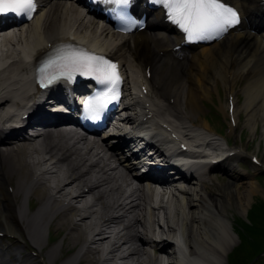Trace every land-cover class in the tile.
Returning <instances> with one entry per match:
<instances>
[{
    "label": "bare ground",
    "instance_id": "obj_1",
    "mask_svg": "<svg viewBox=\"0 0 264 264\" xmlns=\"http://www.w3.org/2000/svg\"><path fill=\"white\" fill-rule=\"evenodd\" d=\"M41 1L44 2L41 12L25 29L21 26L17 32L10 34V39L8 36L3 37V41L11 45L12 51L0 56L1 64L11 59L0 72V97L13 93L16 98L12 102L9 99L0 103V125L14 118L12 112H2L4 106L9 105L15 110L27 109L36 100L28 76L35 51L46 42L54 44L65 36L67 30L73 31V28L76 37L82 38H77L81 42L87 41L102 51L118 56L125 67H129V73L135 68L140 71L138 76L131 73L129 77L132 79L127 81L129 92L124 106L129 107V111L136 108L137 112L141 110V105L136 101L141 99L138 95L139 86L136 89L135 84L145 82L150 90L149 81L141 71L142 61L150 62L157 79L163 82V90L156 93L160 115L168 117L167 114L173 113L177 119L180 113H184L192 121L197 118V124L204 127L209 126L205 119L198 116L201 110L199 101L217 85L224 88L228 81L233 86L234 78L228 79L225 70L230 71L235 78L244 74L246 82L240 88L244 99L235 108L236 118L240 121L239 118L243 116V123L251 135L255 134L260 123L261 136L264 138V48L261 44L264 42V28L259 30L262 33L258 35L257 31L252 33L251 27H244L231 39L224 40L222 45L204 47L180 60L173 59L167 51L174 40L166 32L158 30L156 38L152 39L154 47L165 55L162 57L153 51L150 42L146 43L148 34L129 35L133 38L118 37L104 25H98V21L85 18L76 8ZM232 1L245 13L247 22L257 20L252 10L253 7L258 9L259 0ZM124 40L141 43L137 49L126 45ZM45 49L46 46L38 51L35 59ZM138 50L143 51L137 55ZM138 59L140 62L135 61ZM169 97H173V103H168ZM187 126L189 124L185 120L178 128L186 129ZM186 130H181L184 138L189 132ZM7 133L12 136L0 138L4 140L0 144H5L0 149V231L18 237L24 246L37 250L47 264H55L59 258L56 250L59 249H48L45 241L37 239V234L41 227L45 232L50 225L66 230L63 238L66 244H81L77 252L79 256L80 250L87 246L81 255V258H87V264L162 262L156 252L153 255L146 254L143 244L147 241L140 234V227L153 235L159 232L155 227V208H147L151 198L147 189L130 185L127 178L117 174L116 170L105 172L107 157L103 154L92 160L87 153H81L76 144L74 148L62 147L58 137L52 135L44 139L43 149L39 150L17 143V133ZM61 152L63 154L56 158ZM85 167L88 170L82 172ZM219 168L228 175L227 181L218 182L216 190L208 182L190 184L181 191V201L174 206L173 213L165 216L169 225L166 236L173 237L179 228L178 236L189 248L185 264H219L224 260L234 239L230 218L233 209L243 214L253 195L262 189L255 179L236 174L226 163ZM8 184L13 186L12 192L8 191ZM83 187L88 188L86 192ZM31 195L36 196V199L30 201ZM18 200L19 211L16 204ZM25 203L34 211L28 212L29 208L26 207L22 212ZM41 215L42 218L45 216L43 223L39 221ZM104 216L107 218L104 219ZM158 239L153 246L157 252H161L166 241L161 237ZM5 255L15 256L10 251ZM29 258V255H18L15 261L26 262Z\"/></svg>",
    "mask_w": 264,
    "mask_h": 264
},
{
    "label": "snow or ice",
    "instance_id": "obj_2",
    "mask_svg": "<svg viewBox=\"0 0 264 264\" xmlns=\"http://www.w3.org/2000/svg\"><path fill=\"white\" fill-rule=\"evenodd\" d=\"M111 2L116 5H127L129 0ZM153 2L166 10L168 18L187 34L189 40L218 35L238 23L237 12L223 0H153ZM35 9L36 0H0V14L14 13L31 19ZM39 71L42 75V86L45 81L52 83L59 76L70 78L77 71L93 75L100 84L106 85L105 91L84 101L85 108L92 113L93 119H98L100 110L107 106L110 99L116 98L115 93L120 81L115 64L103 57L75 50L59 51Z\"/></svg>",
    "mask_w": 264,
    "mask_h": 264
},
{
    "label": "rangeland",
    "instance_id": "obj_3",
    "mask_svg": "<svg viewBox=\"0 0 264 264\" xmlns=\"http://www.w3.org/2000/svg\"><path fill=\"white\" fill-rule=\"evenodd\" d=\"M213 93H214V91H212ZM213 96V98H214V95H212ZM214 114V113H213ZM215 115V114H214ZM242 119V118H241ZM245 134L246 135H248L249 134V131L246 129L245 130ZM218 181H223V179L222 180H219L218 179ZM261 183H263L264 184V179H262L261 181H260ZM215 188V187H214ZM217 188V187H216ZM258 196H259V198L260 199H262V198H264V194H262V192H260V193H257L256 194V196L254 195L253 196V199H255V198H257V199H259L258 198ZM234 213H236V212H234ZM237 219H239V217H237ZM237 219H236V221H235V226H236V229H239L240 228V224L238 223V221H237ZM234 222V221H233ZM63 229V228H62ZM62 229H59L61 232H60V234H58V237H56L57 238V240H55L56 242L55 243H59L60 241H61V239L65 236V232L62 230ZM53 230V229H52ZM55 230H58V228H57V226H54V230H53V233L55 232ZM54 237H55V235H54ZM51 245H53V244H51ZM63 248L65 249L66 247H65V245H63ZM254 264H264V256L261 258V260H260V262H258V263H254Z\"/></svg>",
    "mask_w": 264,
    "mask_h": 264
}]
</instances>
